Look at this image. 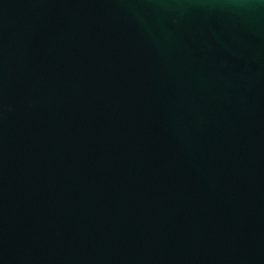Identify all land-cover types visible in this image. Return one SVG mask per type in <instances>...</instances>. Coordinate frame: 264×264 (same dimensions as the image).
<instances>
[{
    "label": "water",
    "instance_id": "95a60500",
    "mask_svg": "<svg viewBox=\"0 0 264 264\" xmlns=\"http://www.w3.org/2000/svg\"><path fill=\"white\" fill-rule=\"evenodd\" d=\"M0 264H264V0H0Z\"/></svg>",
    "mask_w": 264,
    "mask_h": 264
}]
</instances>
